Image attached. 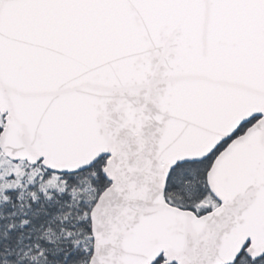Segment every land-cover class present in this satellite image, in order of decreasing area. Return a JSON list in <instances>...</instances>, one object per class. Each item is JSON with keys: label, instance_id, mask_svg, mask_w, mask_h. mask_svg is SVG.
Returning <instances> with one entry per match:
<instances>
[{"label": "snow or ice", "instance_id": "6c2138e0", "mask_svg": "<svg viewBox=\"0 0 264 264\" xmlns=\"http://www.w3.org/2000/svg\"><path fill=\"white\" fill-rule=\"evenodd\" d=\"M0 264H264V0H0Z\"/></svg>", "mask_w": 264, "mask_h": 264}]
</instances>
